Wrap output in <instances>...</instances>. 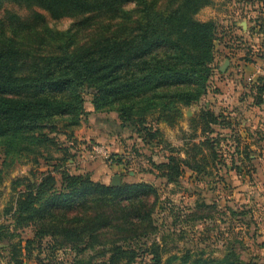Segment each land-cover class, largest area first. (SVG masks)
Returning <instances> with one entry per match:
<instances>
[{
  "label": "trees",
  "instance_id": "obj_1",
  "mask_svg": "<svg viewBox=\"0 0 264 264\" xmlns=\"http://www.w3.org/2000/svg\"><path fill=\"white\" fill-rule=\"evenodd\" d=\"M255 2L264 10V0ZM212 6L213 0H0L2 166L23 159L37 162L41 148L55 145L46 131L58 132L62 123L73 134L86 113L84 91L90 89L95 90L96 113H116L120 129L132 130L145 144L164 143L154 125L177 124L181 107L199 105L209 95L219 70L216 43L224 40L218 37V24L197 20ZM43 13L74 23L59 32ZM260 14L254 31L264 35ZM257 89L264 94L262 84ZM199 122L204 140L185 150V159L173 150L163 162L150 160L152 175L177 185L186 170L204 181L226 166L223 143L239 141L222 133H233L232 121L221 110L205 107ZM60 174V186L52 173L39 182H15L22 190L7 214L15 231L32 227L53 254H71L69 264H257L238 251L240 242L230 243L221 259L187 253L164 261L163 244L149 243L159 232L157 186L133 180L112 186L90 174ZM215 209L197 202L189 219L213 220ZM230 215L251 226L247 210H230ZM4 236L1 232L0 240ZM27 244L30 255L33 242ZM10 264L24 263L15 254ZM37 264L61 263L38 258Z\"/></svg>",
  "mask_w": 264,
  "mask_h": 264
},
{
  "label": "rangeland",
  "instance_id": "obj_2",
  "mask_svg": "<svg viewBox=\"0 0 264 264\" xmlns=\"http://www.w3.org/2000/svg\"><path fill=\"white\" fill-rule=\"evenodd\" d=\"M236 2H239L243 8L245 3L251 5L252 0H214V6L203 9L197 20L215 21L218 24L219 39L236 40L235 43L238 45L235 46L243 44L241 57L245 56L246 60L249 58L247 54L254 53L253 58L259 61L256 63L264 65V35H254L250 32L247 38L237 30L244 19L240 13L242 10ZM254 7L259 9L261 5L255 4ZM43 14L47 17L49 26L59 32L68 31L74 23L72 19L53 20L48 14ZM231 22L238 24L234 27L236 31H228ZM219 43L221 42L216 43L217 50ZM223 80L221 72L216 71L209 95L203 98L199 105L191 108L181 107L182 118L174 126L163 122L154 125L162 133L164 143L158 141L152 144H145L139 140L132 130L120 129L121 122L116 113H96L92 103L95 90H85L86 113L81 126L73 134L70 130H66L62 123L58 127V132L46 131L55 145L49 144L46 148H41L43 155L37 159V162L33 159H23L13 166L4 167L3 159L0 161L2 172L0 233L6 235L5 238L3 237L4 240H0V264H10V259L15 254L24 264H37L38 258L69 264L72 259L71 254L62 251L53 254L48 247V241L37 239L32 227L15 231L11 214H7V210L15 206L18 192L22 190L15 185V182L25 179L39 182L43 176L52 173L60 186V173L63 170H68L73 175L90 174L94 181L104 184H112L113 177L119 176L123 181L133 180V182H146L157 186L159 206L155 221L159 232L150 238L149 243L163 244L167 253L164 255V261L171 256L181 257L187 253L194 256L204 254L205 257L221 259L230 243L240 242L237 243L238 251L243 252L247 260L264 264V197L256 198L258 196L255 197L245 191L246 187L251 190L258 188L257 194H263L259 190H264V164L256 169L259 170L257 174L262 175L258 182L255 179L251 181V178L242 182L236 172V164L231 163V160L242 158L241 155L245 160L246 156L252 153L262 156L264 150L263 152L238 150L234 145L231 147L232 144L227 149L223 144L220 153L226 160V166L204 181L194 179L192 172L186 170L179 184L167 185L165 181L150 173V160L163 162L173 150L179 151L181 158L185 159L184 151L204 140L199 115L205 107L215 112L225 108V102L221 101L225 94ZM233 104H236V100ZM222 133L226 135L230 131H222ZM71 135H73V139L70 140L72 142L68 139ZM232 135L233 138L236 137V133L233 132ZM229 142L235 143L233 139ZM98 148L106 149L111 159L106 160L98 155L95 151ZM118 160L122 162L117 163ZM241 160L239 159L238 162ZM238 164V168L243 166L246 173L250 172L248 170L253 171L251 165L245 168V164ZM203 201L215 205L213 220L190 221L189 218L194 214L197 202ZM248 207L252 212L247 210ZM243 209L247 210L248 217L252 220L250 227L239 223L230 215V210L241 212ZM2 228L5 230L1 231ZM29 241L33 242L30 255L27 251Z\"/></svg>",
  "mask_w": 264,
  "mask_h": 264
},
{
  "label": "crops",
  "instance_id": "obj_3",
  "mask_svg": "<svg viewBox=\"0 0 264 264\" xmlns=\"http://www.w3.org/2000/svg\"><path fill=\"white\" fill-rule=\"evenodd\" d=\"M253 1V0H252ZM214 2V0H213ZM254 3V1H253ZM239 4V2H236ZM255 4H259L255 2L254 4L249 3V5H244L241 8L240 4L238 7L242 10L240 13L243 16L244 21L241 22L240 27L237 28L244 37H249L250 32L254 35L256 31H254L255 27V20L261 15L260 12L264 14V10L261 8H254ZM252 7V9H251ZM250 22V24H249ZM231 26L228 28L229 32L233 30L236 31L234 28L237 26V23L231 22ZM244 41V40H243ZM236 40L229 39L224 40L222 43H219V50L216 47V59L215 65L218 67L221 75L223 77V85L225 86L224 95L221 101L225 102V108L221 110L224 116L227 119L231 120L233 123V128H236L233 132L236 133V137H238L239 141L237 143H231L228 140L223 144L227 149H229L230 145L232 144L235 146V149L240 150H253L258 152H263L264 150V94L258 95V86L261 84L264 86V81H261L260 78L255 77L254 75V63L259 62L255 57L254 53L248 55V59H244L241 57L242 45H238L235 43ZM252 58V59H251ZM261 60H263L261 58ZM228 63V67L225 72H223V68L225 64ZM258 96L261 97L262 103H258L260 99ZM236 100V104L233 102ZM230 131L229 134L232 135V130H224ZM239 133V137L238 136ZM239 159H242L241 162H238L239 159L231 160L232 164H236V172H238V176L241 177L240 179L242 182H245L246 179L251 178V181L255 179L258 182V179L261 178L262 175L257 174L259 170H256L258 166L264 164V155L258 156L255 154L250 155V159L245 160L243 155H241ZM245 164V168L247 165H251L253 171L248 170L250 174L245 172V169L238 166ZM247 171V169H246ZM264 180V179H263ZM246 192L249 194L254 195L256 198H263L264 197V190H259L263 194H257V190H251L246 187ZM257 194V195H256ZM244 210V209H243ZM241 210V211H243ZM247 210H250L249 207ZM245 211V210H244ZM252 212V211H251ZM254 212V211H253Z\"/></svg>",
  "mask_w": 264,
  "mask_h": 264
},
{
  "label": "built area",
  "instance_id": "obj_4",
  "mask_svg": "<svg viewBox=\"0 0 264 264\" xmlns=\"http://www.w3.org/2000/svg\"><path fill=\"white\" fill-rule=\"evenodd\" d=\"M254 75L257 78H261V79L264 80V65H259V64L256 63V65L254 67ZM95 151H96V153L98 155L102 156L106 160H110L111 159V156L109 155L108 151H106V149L98 148Z\"/></svg>",
  "mask_w": 264,
  "mask_h": 264
},
{
  "label": "water",
  "instance_id": "obj_5",
  "mask_svg": "<svg viewBox=\"0 0 264 264\" xmlns=\"http://www.w3.org/2000/svg\"><path fill=\"white\" fill-rule=\"evenodd\" d=\"M227 67H228V63L225 64V67L223 68L222 71L225 72ZM121 183H122V180L119 176L113 177L112 186H119V185H121Z\"/></svg>",
  "mask_w": 264,
  "mask_h": 264
}]
</instances>
